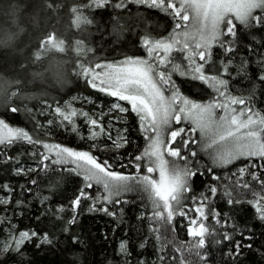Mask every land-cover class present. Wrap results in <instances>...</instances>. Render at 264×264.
<instances>
[{"label":"snow or ice","instance_id":"1","mask_svg":"<svg viewBox=\"0 0 264 264\" xmlns=\"http://www.w3.org/2000/svg\"><path fill=\"white\" fill-rule=\"evenodd\" d=\"M129 4L156 9L171 16L176 21L172 33L166 39L153 40L145 35L140 40L147 53V59L126 57L119 64L95 63L90 66L82 63L78 75H82L93 88L98 87V81L100 92L115 97L118 101L128 102L130 107L114 103L108 112L101 111L97 115L83 109L78 110L70 104L57 105L54 108L46 105L51 108L53 118L48 119L43 110L41 115H45L47 125L51 126L58 121L57 127H70V130L77 134L80 133L76 121L80 119L88 129L87 135L82 136V139L96 141L104 137L105 144L110 143L118 150L129 142L128 129L116 128L117 115L114 113H135L148 146L142 155H137L133 159L136 162L142 160L147 162L145 166L147 174L129 176L118 173L111 170L107 160L100 161L88 151H76L59 144L41 143L23 129L9 127L3 120H0V146H3L0 147V154L6 156L5 148L17 142H26L34 148L44 149L43 152L37 150L32 155L39 158L40 170L45 173L53 165H75L66 171L82 176L84 184L68 205H61L58 209L60 213L66 210L70 213V218L63 220L65 232L79 219L83 201H91L89 212L116 216L117 212L110 210L109 206L127 203L119 198L121 194L138 187L147 194L149 202L146 205L149 214L145 216L141 213L139 219L148 220L149 230L154 233V238L162 242L160 251H163L165 246L175 243L174 236L168 239L164 235L169 226L173 225L174 218L176 216L189 218L188 234L194 239L188 245H178L175 252L182 255H172L169 257L171 260H178L179 264H193V261L185 259L183 253L186 252L195 256V264L206 261L207 253L203 250L208 236H212L215 244H224L229 257H239L244 248L252 247L250 243H245L253 239L249 234L251 229H241L228 219L221 220L220 214L210 207L211 198L218 192L216 186L209 185L207 194L201 193L199 197L194 194L191 181L204 173L200 172L198 164L193 162L198 152L193 150L191 145L197 143L192 136L198 130L203 141L201 150L207 153L214 167L226 168L237 161H246L236 172L231 173L229 177L231 184L225 187L224 195L229 205L239 204L242 201L239 196L233 197V192L243 189L251 196L246 202L255 209L257 219L264 223V165L260 164V161L264 160V114L248 107L246 98L226 94L227 80L220 78L219 75H208L204 72L205 65L211 62L213 45L222 49L225 57L236 53L239 41L237 24L234 21L250 35L251 42L247 50L251 55L259 54L257 63L264 68V42L255 38L256 32L264 31V0H115V2L87 0L86 3L71 9L74 26L82 30L93 23L86 12L91 13L104 8L124 12L128 10ZM63 44V38L57 36L55 32H49L41 39L35 58L40 59V53L44 52L46 45L49 49L63 51ZM77 45L79 48L81 42L78 41ZM173 50L186 53L184 59L188 61L189 70L182 69L180 64L173 62L170 55ZM197 60L202 63H197ZM247 63V60L241 61V70ZM231 64V59L221 61V68L217 71L228 73ZM172 72L209 84L220 97L224 98V102L202 104L182 96L172 80ZM259 79L264 81V72L260 74ZM165 91L171 93L167 99ZM85 102L90 101L86 98ZM234 105L244 107L236 108ZM217 109L222 111L221 115L216 114ZM10 111L17 113L19 109L12 107ZM106 116L109 117L107 123L104 122ZM119 119L123 120V116ZM182 120L191 121L194 126L187 129L172 128L173 123L179 125ZM35 126L44 127L38 121ZM166 131L167 140L164 139ZM95 146L94 143L93 147ZM166 156L171 159H165ZM6 159L19 165L13 168L15 175L36 171L32 166L25 167L17 157L6 156ZM45 161L49 163L45 164ZM135 167L139 171L141 164L135 163ZM206 171L213 173V167H208ZM153 173H158V178H154ZM212 179L219 180L220 177L213 173ZM30 183L35 185L36 180L33 179ZM94 186L102 188L104 194L94 195L91 191ZM0 189L8 193L6 196H0V205L9 204L14 189L7 184L0 186ZM21 191L31 193L32 189L22 188ZM190 192H193V195L189 196ZM186 201H192L193 205L190 206ZM24 203V200L16 201L17 206ZM190 212L198 216L190 217ZM209 217L220 224L221 228L227 227L231 231L210 229L203 222ZM5 223H7L5 219H0V230ZM7 229L6 236L0 238V256L14 253L23 257L26 255L25 245L33 241H37V248L54 243L47 232L21 230L17 234L11 223H7ZM171 231L175 233L174 226ZM140 247L143 248L144 244L142 243ZM118 253L131 258L132 253L127 241L120 242ZM159 258L161 261L164 260V256ZM126 264H130V259L126 260ZM138 264L146 262L140 260Z\"/></svg>","mask_w":264,"mask_h":264},{"label":"trees","instance_id":"2","mask_svg":"<svg viewBox=\"0 0 264 264\" xmlns=\"http://www.w3.org/2000/svg\"><path fill=\"white\" fill-rule=\"evenodd\" d=\"M86 2L87 0H0V14L5 13L6 6L9 5L8 10L14 14L12 15L13 19L16 13L23 15L22 23L16 32V35L20 32L22 34L20 33L18 36L17 47L11 51L12 54H15L14 58H9L8 55L10 53L3 50L13 49V46L0 49V71L3 73L4 71L1 69L4 68L7 69L6 72H10L14 68L13 70L18 71L20 74L17 75L19 80H22L27 85L38 84L41 83L39 79H32L35 72H33L32 68L34 67L35 69L37 64L42 63L44 68L42 69V65H40L37 69L42 76L40 80L44 83L47 82L44 79L45 74L43 75L45 71L46 74L47 72L50 73L48 82L50 84L53 83L54 78L52 82L49 80L50 78L52 79L53 58L48 61L50 62L49 68V64L44 65L46 63L45 60L37 61L35 65V61H33L34 52L39 51V42L46 35L48 29H50L49 27L56 29L54 31L57 34L65 36L68 40L73 39L75 26L72 22L71 15L73 16V13L71 9ZM136 6L129 4L128 10L124 12L111 8L97 9L91 13L86 12L89 18L94 21L92 26L94 28L93 33L84 38L91 50L96 51L97 54L107 56L125 53L140 54V52L141 55L145 54L146 51L140 44L141 35L148 29L145 26L155 21L158 26L156 25L152 29L159 33V31L166 30L171 23L170 19L159 10ZM32 13L35 14V19L31 16L29 17V14ZM135 13H140L142 18L135 15ZM116 16L120 19L119 21H116ZM114 24L121 28L120 38H116L111 33ZM135 24L137 25L136 30L133 28ZM236 24L239 41L236 53L225 57L223 50L214 45L211 50V62L205 65L204 69L207 72L209 65L214 63L218 70L221 68V61L231 59L232 64L228 73H223L222 71H217L216 73L220 78L228 81L226 92L233 96L246 98L248 107L264 114V81L259 79L260 74L264 72V68L257 63L259 54L251 55L247 50V46L251 42L250 35L238 22ZM24 27L29 30L27 29V32H25L26 28ZM11 36L9 38L14 37ZM255 38L257 41L264 42V31L256 32ZM40 55H42V52ZM242 60L248 61L243 70H241ZM200 63L202 62L200 61ZM64 66L68 77L72 79L70 85L66 86V88L63 87L64 91L60 92L59 89L52 87H47V89L43 87V83L41 88H35L39 93L45 92L46 100L52 99V108L57 106L62 97L73 95L76 92H83L86 96L92 97L94 103L101 106V108L105 109L110 106L115 99L114 97L100 92L98 88L91 87L93 90L90 89L91 85L86 79L82 75H78L79 70L77 71L75 67L73 69L70 65ZM177 81L182 84L186 94L193 98L202 99L203 95L206 94L204 100L219 99L218 93L209 84L183 77H177ZM29 90L31 89L29 88ZM35 97L31 96L29 98H34L33 100H35ZM220 100L224 101V98L221 97ZM15 105L21 109L18 101H16ZM29 105L31 110H26L29 118L24 113L23 115L21 110L17 113H12L10 108L0 109V118L13 126H19L27 131V129H30L28 127V125L30 126L29 121L33 115L37 114V119L46 125V128L50 129L52 144L66 146L76 151H88L100 161L107 160L112 170L124 174H136L135 163L141 164L139 173L144 172L146 161L136 162L133 159L137 155H142L143 146L147 142L144 133L139 127V121L135 113L128 112V122L125 121L122 124L128 129L129 142L117 150L112 146L110 147L109 143L105 144V138L103 137L90 143L88 139L81 138L84 136L82 130H79L80 134H77L72 132L70 127L47 125L45 115H40L39 112L41 110L39 107L40 103L30 102ZM238 107L242 108L244 106L238 105ZM46 116L50 119L51 112L48 115L46 114ZM78 121L77 119L76 123ZM180 126L186 129L192 127L189 122L184 121ZM33 138L38 139L35 136ZM41 143L43 142L41 141ZM92 143H95L96 146L93 147ZM195 144H192L191 148L198 152V146ZM37 150L44 151L42 147L37 149L26 142H17L11 147L4 149L6 156L17 157L25 166H32L36 169V171L23 175H15L13 168L19 165L8 161L5 155L0 154V186L7 184L14 189L11 193V202L7 205H0V219H5L7 223L14 225L17 234L21 230L39 233L47 232L53 238L54 243L50 246L43 245L37 248V241H33L31 244L25 245V256L21 257L14 253H6L0 256V264H126V260L129 259L130 264H138L140 260L145 261L146 264H179L178 260L174 261L169 257L172 255L181 256L182 253L175 252V248L180 244L188 245L193 241L194 238L188 234L189 218L181 216L174 218L173 225L169 226L168 231L164 235L168 239H172L174 236L175 243L165 246L163 251H160L162 242L154 238V233L149 230L148 220L139 219L141 213H144L145 216L149 214L146 211V205L149 202L147 194L138 187L123 194L122 198L119 197L122 201H127V203L119 206H109L110 210L117 212L116 216H108L100 212H89L88 208L91 201H83L79 219L74 225L69 226L68 231L65 232L63 220L70 218V213L67 210L60 213L58 209L61 205H68L74 198L78 189L84 184L83 178L75 172L66 171V169L73 168V165L70 164L53 165L49 167L47 173L41 171L39 158L32 155ZM193 162L197 163L199 171L204 173L203 175H197L191 181L194 194L199 197L201 193L207 194L209 185L216 186L218 192L216 196L211 198L210 207L220 214L221 220L228 219L233 224L239 225L241 229L250 228L251 232L249 234L253 237L250 241L245 242L250 243L252 245L251 248H244L242 255L231 258L227 255V249L224 244L217 245L214 243L212 236H208L206 238V247L203 250L207 253V259L206 261H200L199 264H264V223L257 219L255 209L246 202L251 199V196L246 194L243 189H238L233 192V197L239 196L242 202L229 205L227 197L224 195L225 187L231 184L229 179L231 173L236 172L246 161H237L234 165L219 168L213 166L212 161L205 153L203 155L198 153ZM48 163V161H45V164ZM260 164L264 165V160L260 161ZM208 167H213V173L220 177L219 180L212 179L213 173L206 171ZM33 179L36 180L35 185L30 183ZM29 187L32 189L31 193L21 191L22 188L26 189ZM91 191L94 195L104 194L103 189L99 188V186H94ZM193 192L188 193V195H193ZM0 195L6 196L8 193L0 189ZM45 197H47V200H45ZM17 200H24L25 203L17 206ZM186 203L190 206L193 205L192 201H186ZM189 216L194 217L198 216V214L190 212ZM56 217H62L63 219ZM203 222L210 229L231 231L227 227L221 228V225L215 223L212 217ZM7 223L0 230V238L6 236L8 231ZM173 226L175 227V233L171 231ZM122 240L127 241L128 248L132 253L131 258L124 257L118 253V247ZM142 243L144 244L143 248L140 247ZM183 255L185 259L191 260L195 264V256L188 255L186 252ZM160 256H164L163 261L160 260Z\"/></svg>","mask_w":264,"mask_h":264},{"label":"rangeland","instance_id":"3","mask_svg":"<svg viewBox=\"0 0 264 264\" xmlns=\"http://www.w3.org/2000/svg\"><path fill=\"white\" fill-rule=\"evenodd\" d=\"M134 5H136V4H134ZM6 7H7V9H6L5 13L3 12V13L0 14V49H3V47L10 48V47L13 46L12 47L13 49H3L5 51H8L10 53V55H8V57L13 59L15 54H12L11 51L14 50L15 47H17L16 44L18 45V42H17L18 36H19L20 33L22 34V32H20V33H18V35H16L17 34L16 32L19 29V25H21V23H22L23 15L21 13H19V14L16 13L15 14V18L13 19L12 15H14V14L9 12V10H8L9 9V5H7ZM136 7H139V6L137 5ZM137 12H139V10H137ZM34 15H35L34 13L29 14V17L31 16L33 19H35ZM135 15H137L138 17H141L140 13H137V14L135 13ZM142 15H143V13H142ZM164 15H166L170 19V23H171L170 26L166 30L159 31V33H157V31H154V29H152V28L156 27V25L158 26V23L155 22V21L151 22L152 24L148 25L149 27L145 26L148 29H146L143 32V34L140 37V40L145 35L149 36L153 40H155V39H166V38L169 37V35L172 33V31L174 29L176 21L173 20L171 16H168L165 13H164ZM71 17H72V22H73V16L71 15ZM115 19H116V21L120 20L117 16H116ZM189 23H191V14H190ZM234 23H236V21H234ZM93 25H94V21H93L92 24L84 27L82 30L74 28V30H73L74 31V37H73V39L71 38L70 40H68L65 36H63L61 34L60 35L57 34V32L54 31L56 29L49 27L50 29H48V31L46 32V35L49 32H55L57 36L63 38V40H64L63 51L57 50L55 48L49 49V47L46 45L44 52H42V55H40V59H36L35 58L37 51L34 52L33 61H35V65H36L37 61L45 60L46 63H44V65H47V64L50 63L48 61H50L53 58L54 61H53V63L51 62L52 65H53L52 72H51L52 79L50 78L49 80L51 82H52L53 78H54V80H53V83H51V84H50V82H48V76L50 74L48 72H47V74H46L45 71L43 73V75L45 74L44 75L45 76L44 79H46L47 82L44 83L43 81L40 80V79H42L41 78L42 76H41V73L38 72L37 69L39 68L40 65H42V63L37 64L35 66V69H34V67L32 68L33 72L35 71L34 72V77H32V79L33 80L34 79H36V80L39 79V81L41 83H38V84H30V85L28 84L27 85L22 80L18 79L17 75H20V74L18 73V71H14L13 70L14 68L12 70H10V72H6L7 69L2 68L1 70L4 71V72L2 73L0 71V109H7V108L11 109L12 107H16L15 104H16V101H18V103L21 105V109H19V108L18 109L21 110L22 114L24 113L25 115H27V111L26 110H29V111L31 110L30 109L31 106L29 105L30 102L31 103H37V104L40 103L39 107L41 108V110H43L48 115V114H50L51 110L46 105H51L52 99L50 98L51 100H46L45 99L46 98L45 92L39 93L35 88H39V87L41 88L42 87V83H43V87H45V88L52 87V88H56L57 90L59 89L60 92L64 91L63 87L66 88V86L70 85L71 81H72V79H70L68 77V74L65 72V70H64L65 66L64 65H66V67H67V65H70V67H72L73 69L75 67L77 71L78 70L81 71L80 65L82 63L85 66L94 65L95 63H115V64H119L126 57L145 58V59L148 58L147 57V53L142 54V55L141 54H131V53L130 54H128V53L126 54L125 53V54H119V55H113V56H107V55H104V54H97L96 51L91 50V47L89 46V44L86 43V41L84 40V38H87L88 35L93 33V31H94V28L92 27ZM52 26L54 27V25H52ZM136 26L137 25L135 24V26L133 27L135 30L137 29ZM24 28H26V27H24ZM27 29L28 28H26L25 32H27ZM120 29L121 28L117 27L116 24H114L113 28L111 29V33L114 36H116V38H120V35L122 33ZM177 31H181V30H177ZM11 35L14 36V37H12ZM10 36L12 38H9ZM9 39H11V40H9ZM78 41L81 42V46L79 48H78V45H77ZM39 44H40V42H39ZM170 55H171L172 60H173L174 63L180 64L182 69L189 70V69H187L188 61L184 59V56L186 55V53H180V52H178L176 50H173V52ZM182 62H183V64H181ZM197 63H200V61L197 60ZM49 67H50V64H49L48 68ZM43 68H44V66L42 65V69ZM216 68H217V66L214 63H212V65H209V67L207 69V72H206V69H204V72L206 74H208V75H216V73H217V69ZM168 70L171 71V68H169ZM97 71H99V69ZM177 77H183V78H190V77L189 76H182L178 72H172V80L175 82L176 86L179 88L180 93H181L182 96H184V97H186V98H188V99H190V100H192V101H194L196 103H202V104H207V103L214 102V101L224 102V101L220 100L221 97L219 95H218L219 96L218 100H212V99L204 100L206 94L203 95L202 99L193 98V97L189 96L188 94H186L185 90H183L182 84H180L177 81ZM27 78H28V76H27ZM97 84H98V87H99V82L98 81H97ZM29 88L31 90H29ZM92 88L90 86V89H92ZM27 93H29V94H27ZM170 94L171 93L169 91H165L164 92L165 98L167 99L170 96ZM226 94H230V93L226 92ZM27 95H29V96H27ZM30 95L34 96V97L36 95H38V96L35 97L36 98L35 100H33L34 98L33 99L29 98V97H31ZM230 95H232V94H230ZM86 98L90 102L86 103L85 102ZM56 101H58V100H56ZM114 103H120V104L124 105L125 107H130L128 102L118 101L117 98H115L113 100V102H111L110 106L104 109V108H101V106H98V104L94 103L92 97L86 96L83 92H76L73 95L62 97V99H60V101L58 102L57 105L63 106V105L70 104L72 107H74V108H76L78 110L83 109L84 111H89L90 113H94V114L98 115L101 111L108 112V109ZM178 103L179 102H177V104ZM97 106H98L99 109L97 108ZM233 107L240 108V107H238V105H234ZM41 110L39 111L40 115H41ZM127 114L128 113H126V114L114 113V115H117L116 128H121V127L125 126V125L122 126V124H124L125 121L128 122ZM216 114L217 115H221L222 111L217 109L216 110ZM28 116H29V114L27 115V118H29ZM120 116H123V120L119 119ZM49 118L52 119L53 118L52 115ZM108 119H109V117L106 116L104 118V122L107 123ZM0 120H3L11 128L22 129L19 126L18 127L13 126L12 124L8 123L7 121H5L2 118H0ZM78 120L79 121L77 123V126L79 127L80 131L82 130L84 132V136H86L87 132H88V129L83 124L82 120H80V119H78ZM37 121L40 124L44 125L40 120L37 119V114H35L31 118V120L29 121L30 122V126L28 125V127L30 129L29 130L27 129L26 132H28L29 135L35 136L36 138H38L43 143L52 144L51 143V132H50V129L46 128V125H44L43 128H37L35 126ZM183 121L184 122H189L192 127L194 126L191 121L182 120V122ZM57 123H58V121L56 123H54L53 126L54 127L57 126ZM180 125L181 124L177 125V124L173 123L172 124V128L173 129H178L179 127H182ZM193 136H194V138H193ZM193 136H192V138L197 140V143L195 145L198 146L199 155L200 154L203 155V153H205V152L201 150L203 141L200 138L199 131L197 130V132L195 134H193ZM127 138H128V135H127ZM164 139L165 140L168 139L167 131L164 134ZM89 141H90V143L93 142L92 140H89ZM198 142H200L199 145H197ZM92 145H93V143H92ZM109 145H110V147L112 146L110 143H109ZM147 146H148V141L146 142L145 146H143V152L147 148ZM205 155H207V153H205ZM165 159H171V158L166 156ZM181 163H183V162H181ZM70 165H73V164H70ZM25 167H28V166H25ZM74 167H75V165H73V168ZM128 169H130V168H128ZM113 171H115V170H113ZM116 172H118V171H116ZM118 173H121V172H118ZM121 174H124V173H121ZM144 174H147L145 172V170H144L143 173H139V171L136 170V174H127L126 173L124 175L136 176V175H144ZM152 175H153L154 178H158V173H153ZM126 193L127 192L122 193L120 198H122L124 196L123 194H126ZM122 241H125V240H122Z\"/></svg>","mask_w":264,"mask_h":264},{"label":"bare ground","instance_id":"4","mask_svg":"<svg viewBox=\"0 0 264 264\" xmlns=\"http://www.w3.org/2000/svg\"><path fill=\"white\" fill-rule=\"evenodd\" d=\"M144 19V18H143ZM120 34V33H119ZM143 52V51H142ZM140 54H141V52H140ZM83 108V107H82ZM99 109V108H98Z\"/></svg>","mask_w":264,"mask_h":264}]
</instances>
